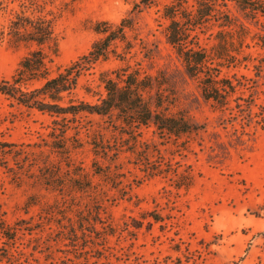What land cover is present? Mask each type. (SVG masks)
<instances>
[{"label":"rangeland","instance_id":"374dc122","mask_svg":"<svg viewBox=\"0 0 264 264\" xmlns=\"http://www.w3.org/2000/svg\"><path fill=\"white\" fill-rule=\"evenodd\" d=\"M138 1L0 0V81L19 79L20 62L38 49L49 76L63 72L103 42L105 24L95 29L103 22L118 38L87 67L79 86L63 94L62 105L100 103L103 80L139 64L149 78L145 97L152 112V122L141 127L138 154H130L132 137L98 115L49 114L0 93V221L17 230L12 245L0 232V257L12 264H63L73 246L88 251L79 252V264H264V18L248 19L231 5L236 29L246 32L250 60L222 70L234 88L221 105L202 96L167 42L165 0L131 13ZM208 34H200L202 46ZM248 106L252 117L242 110ZM98 128L109 155L118 150L114 167L125 194L109 186L104 199L91 204V195L65 177L90 176L93 162L107 165L87 143ZM55 141L65 148H53ZM42 164L65 173L62 183L48 185L37 167ZM150 168L167 171L153 175ZM180 173L191 176L188 188L174 187ZM44 205L63 209L51 220L55 227H45ZM152 211L158 221L147 215Z\"/></svg>","mask_w":264,"mask_h":264},{"label":"trees","instance_id":"16d2710c","mask_svg":"<svg viewBox=\"0 0 264 264\" xmlns=\"http://www.w3.org/2000/svg\"><path fill=\"white\" fill-rule=\"evenodd\" d=\"M156 1L158 0H139L133 4L131 13L133 11L136 13L141 12ZM231 5L248 19L259 21L264 18V0H165L162 10L163 17L167 20V42L175 49L182 61L185 72L197 80L198 87L205 99L216 101L221 105L227 103L234 88L231 81L221 77L222 70L236 68L238 65L250 60L244 50V48H248L245 43L246 32L242 27L236 29L230 11ZM129 17L130 15L125 20ZM104 24L105 28L101 32L103 34L108 33V35L105 36L103 42L96 45L89 54L80 56L63 72L55 76H49L45 68V56L42 50L38 49L31 52L20 62L19 79H13L10 83L0 81V93L29 109H36L49 114H72L76 116L79 112L85 111L89 114L98 115L102 120L105 119L104 122L109 127L118 129L122 136L123 133L131 136L129 153L138 154L136 148L139 145L138 138L142 133L141 127H147L152 122V112L145 97L150 82L148 76L142 72L139 64L136 66L126 64L123 68L114 71L113 77L103 80L102 87L106 96L100 103L75 105L69 102L68 105H62V101L66 99L63 94H70L79 86L87 67L96 62L99 57L105 55L110 43L118 38L113 32H110L111 26H107L106 23H98L95 25V29L98 30ZM206 32H209L208 43L202 46L199 42V36L201 33L205 34ZM28 34L32 35L33 33L29 32ZM123 38V35H121L120 39L123 40ZM29 39L34 40V38ZM43 41L39 40V43H44ZM31 81H41V85L27 91H23L19 87V84H26ZM242 110L246 111V117H252V106ZM65 130L66 127L60 131V139L65 138ZM103 130L102 128L90 130L92 132L87 143L90 144L91 151L95 156L100 160H105L107 165L101 166V164L93 162L92 167L94 168L90 176L76 174L78 176L70 175L67 178L65 177L66 174H62L59 169L54 171L51 169V172L47 166L42 164L41 167H37L45 178V182L48 185H53V183L58 185L62 183V178L65 177L69 186L73 189L91 195V201L88 200L91 204L97 202L99 198L104 199L105 189L109 186L118 189L124 195L125 187L121 185L123 176L114 167L119 153L118 150H115L116 152L109 155L106 146L102 142L105 135ZM86 136H89V130ZM73 140L74 143H79L78 138L73 137ZM57 143L61 142H53L52 147L65 148L63 144ZM142 161H146L145 163L148 164L147 157L143 158ZM163 170L167 171L162 168L149 169L153 175L155 172L160 173ZM169 171L176 175L175 171ZM93 176L99 177L103 183L94 182L92 180ZM189 177L191 178L186 173H180L176 178L174 187L177 189L181 187L188 188L191 181ZM28 205L29 203L24 209L25 213H28ZM72 206L68 207L72 208ZM41 207H43L41 209L44 212L43 217L47 220L45 227H55L58 222L54 224L51 220L57 221V217L62 216L59 211L63 209L55 205ZM75 207L82 210L79 204ZM85 210L87 213L92 211L90 207ZM56 213H59V215ZM147 215L155 221L160 219L155 211ZM35 227L39 226L35 224ZM105 227L108 228V225ZM103 229H105L104 226ZM0 232L6 241L12 245L17 233L16 228L12 225H5L0 221ZM80 251L83 250H78L73 246L72 250L68 252L71 253L70 258L65 259V262L62 263L79 264ZM86 253L88 251L84 254ZM10 259L8 256H5V258L0 257V262L9 261V264H12L13 262Z\"/></svg>","mask_w":264,"mask_h":264}]
</instances>
